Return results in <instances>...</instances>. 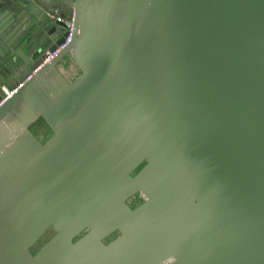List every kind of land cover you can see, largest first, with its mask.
I'll return each instance as SVG.
<instances>
[{
    "label": "water",
    "instance_id": "95a60500",
    "mask_svg": "<svg viewBox=\"0 0 264 264\" xmlns=\"http://www.w3.org/2000/svg\"><path fill=\"white\" fill-rule=\"evenodd\" d=\"M14 1L0 98L63 41L46 7L75 28L0 105V264H264V0H30L27 32Z\"/></svg>",
    "mask_w": 264,
    "mask_h": 264
},
{
    "label": "built area",
    "instance_id": "2783aa9c",
    "mask_svg": "<svg viewBox=\"0 0 264 264\" xmlns=\"http://www.w3.org/2000/svg\"><path fill=\"white\" fill-rule=\"evenodd\" d=\"M47 16L49 19L53 20L54 22L62 23V32H65V36L63 41L60 44H57L54 50H50L48 48L44 49L42 52L41 62L37 65L36 68L31 70L29 74L19 81L15 82L11 87L2 86L1 91L2 95L0 98V105L4 103L8 98L14 95L23 84L29 80L33 74H35L40 68L44 65L50 63L57 55L61 53L65 49L67 45L72 40L74 28H75V13L72 11L69 15L66 14L65 10L61 8L54 7L48 8L46 7ZM64 25V26H63Z\"/></svg>",
    "mask_w": 264,
    "mask_h": 264
},
{
    "label": "flooded vegetation",
    "instance_id": "af4514ba",
    "mask_svg": "<svg viewBox=\"0 0 264 264\" xmlns=\"http://www.w3.org/2000/svg\"><path fill=\"white\" fill-rule=\"evenodd\" d=\"M35 2H37V4L40 6L41 5V0H34ZM30 0H22V3L18 2L17 0H15L13 3H15V5L13 6L12 9H7V11L9 13H11V19L9 21L12 20V24L10 26L14 27V26H18L19 29H22L24 32H27L28 29L31 27V24L29 23L30 19L32 18V14L29 13V6L30 9L33 10L34 13H39V10L34 6V5H29ZM9 7V6H8ZM48 22L52 23L50 27H54L55 26V22L51 19L48 20ZM47 23H45L46 25ZM18 28H16V32H18ZM38 28L37 34L35 35V42H37L40 38H41V26H40V22H37L33 29ZM62 33V31L60 32ZM39 34V35H38ZM24 35V33H23ZM27 36V35H26ZM41 44V43H40ZM40 44L38 43L37 49H41ZM22 48H24L25 46V42L21 43L20 45ZM38 51V50H37ZM41 52V51H39ZM11 74V73H10ZM13 81L16 80L15 78H12ZM17 81V80H16ZM41 143H44L45 141H47V139L45 140H41L38 139ZM144 163H142L134 172H132L131 174L133 175ZM144 200L143 196L139 193H135L132 197H130L129 199L126 200L127 204L130 207H135L138 204H140L142 201ZM55 232V231H54ZM85 232V231H84ZM118 235V232H115L113 234H111V236H108L105 239V242L110 241L112 238H114L115 236ZM76 239V238H75ZM41 247V246H40ZM39 247V248H40ZM39 248H30L32 253H35Z\"/></svg>",
    "mask_w": 264,
    "mask_h": 264
},
{
    "label": "rangeland",
    "instance_id": "374dc122",
    "mask_svg": "<svg viewBox=\"0 0 264 264\" xmlns=\"http://www.w3.org/2000/svg\"><path fill=\"white\" fill-rule=\"evenodd\" d=\"M70 0H53L54 3L58 4L61 7H65ZM47 17V15H44ZM62 23L55 21V27L57 29V34H59L62 31ZM64 26V25H63ZM66 59L67 67L63 69V73L67 78H70L73 80L75 76L79 73V69L77 65L74 63L72 57L70 56L69 52H66L60 59L58 60V64L60 65L62 62H64ZM71 69V70H68ZM15 80L13 81V83ZM42 138V137H41ZM42 140V139H41ZM55 232L52 230V228L48 229L32 246L31 248H39L42 246Z\"/></svg>",
    "mask_w": 264,
    "mask_h": 264
},
{
    "label": "trees",
    "instance_id": "16d2710c",
    "mask_svg": "<svg viewBox=\"0 0 264 264\" xmlns=\"http://www.w3.org/2000/svg\"><path fill=\"white\" fill-rule=\"evenodd\" d=\"M78 69H79V73L76 76H78L81 73V70L79 67H78ZM29 129L33 132V134L38 139H42V140L48 139L51 136V134L53 133L52 128L48 125V123L42 117H39L34 122H32L29 126Z\"/></svg>",
    "mask_w": 264,
    "mask_h": 264
},
{
    "label": "crops",
    "instance_id": "0c3cea01",
    "mask_svg": "<svg viewBox=\"0 0 264 264\" xmlns=\"http://www.w3.org/2000/svg\"><path fill=\"white\" fill-rule=\"evenodd\" d=\"M62 27V26H61ZM62 30H63V28H62ZM55 35H57L58 36V34H57V31L55 32ZM57 67H58V69L61 71V73L65 76V74L63 73V69H65V67H67V62H66V59H65V61L64 62H62L60 65L58 64V61H57ZM68 70H71V69H68ZM66 77V76H65ZM66 79L68 80V81H71V79L70 78H67L66 77ZM15 82H16V80H15ZM14 82V83H15Z\"/></svg>",
    "mask_w": 264,
    "mask_h": 264
}]
</instances>
